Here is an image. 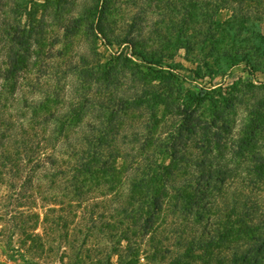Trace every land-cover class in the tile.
I'll return each mask as SVG.
<instances>
[{
  "label": "rangeland",
  "instance_id": "rangeland-1",
  "mask_svg": "<svg viewBox=\"0 0 264 264\" xmlns=\"http://www.w3.org/2000/svg\"><path fill=\"white\" fill-rule=\"evenodd\" d=\"M65 21L77 29L75 36H63ZM96 28L103 30L104 36L96 34ZM34 40L53 47L59 55L54 64L60 68L54 75L65 65L70 69L68 103L82 102L88 107L82 122L83 117L69 121L79 129L100 120L107 128L104 139L113 141L117 150L111 159H103L106 165L93 164L83 173L62 174V165L49 172L38 170L31 187L22 186L23 177L15 179V186H0V264H194L198 260L189 252L191 239L204 238L205 233L215 237L218 231H229L235 239L239 232L227 230L228 221H243L257 228L258 234L260 229L264 231V182L247 183L246 166L236 181L228 177L224 182L225 176L214 180L217 206L209 209L204 202L207 211L200 210L204 218L198 223L195 216L184 212L170 214L175 204L171 195L177 193L174 188L191 193L188 186L194 184L184 180V170L178 171L172 177L174 183L168 182L162 192H167L162 195L166 207L159 213L156 234L132 224V211L139 205L130 200L136 189L131 176L149 172L134 165L135 156H151L154 165H164L169 159L165 146L181 125V118L170 113L176 104L163 105L161 93L169 96V102L181 97L209 118L210 102L193 100L189 97L192 93L219 98L221 91L232 95L241 85L264 83V0H0V63L15 53L23 61L27 46L40 49ZM150 50L163 53L164 70L170 73H165V78L124 66L130 63L128 58L145 64L140 55ZM36 59L32 55L28 61ZM146 66L160 70L154 64ZM122 68L125 72L121 74ZM31 75L35 76V71ZM54 86L58 87V81ZM144 88L150 91L146 104L130 106L135 98H144ZM175 90L181 94H167ZM94 104L104 109L91 112ZM242 107L237 126L240 119L251 118ZM67 111H60L57 119L66 120ZM229 113L232 119L233 112ZM261 113L264 115V110ZM59 123L53 125L57 132L61 131ZM234 133L238 135L235 129ZM67 135L69 142H63L64 134L59 138L63 142L60 163L70 159L64 154L70 151L68 145L82 138L76 130H68ZM148 135H155V140ZM200 152H192L193 161L203 158ZM233 163H223V172L235 168ZM161 181L157 178L154 188L160 189ZM234 193L237 203L231 200ZM163 233L170 246L181 242L182 247L162 259L155 250L167 245ZM230 240H224L214 252L228 254ZM177 251L179 259L175 258ZM194 253L202 254L199 250Z\"/></svg>",
  "mask_w": 264,
  "mask_h": 264
},
{
  "label": "trees",
  "instance_id": "trees-1",
  "mask_svg": "<svg viewBox=\"0 0 264 264\" xmlns=\"http://www.w3.org/2000/svg\"><path fill=\"white\" fill-rule=\"evenodd\" d=\"M47 7L48 5L44 6V13L47 12ZM94 16L96 17V15ZM63 29L65 30L63 36L66 38L73 37L78 33L77 29L70 26L69 21H65ZM94 31L96 34L104 36L103 30L96 28ZM27 39L31 40L32 38L28 37ZM34 42L38 48L40 46V49L32 50L30 46H27L23 61L17 58V53H15L14 56L8 57L7 62L0 63V186H15V179L23 177L25 181L22 186L28 188L34 185L38 170L49 172L51 167L57 168L63 165L65 167H61L64 168L62 174L83 173L89 171L93 164L101 162L106 165L108 162L103 159H111L116 155V153H112L117 150L112 146L115 143L107 142L104 139L107 128H104L100 120L91 125L79 127V129L69 121V119L77 120V118L83 117L79 121L82 122L88 107L82 102L68 103L66 91L70 86L68 76L70 69L65 65L58 75H54L52 72L60 68L59 64H54L59 55L57 52L54 53L53 47H45L44 44L41 46L38 40H34ZM43 42L46 41L43 40ZM129 44L131 45V43ZM132 47L137 49L136 46ZM149 52L148 54L145 51L144 55H140L145 64L135 63L128 58L130 63L124 66L127 68L132 66L147 75H150L151 72L157 73L165 78V73L167 75L170 73L164 70L163 53L156 50ZM32 55L37 56L35 62L28 61ZM155 61L161 63L158 64ZM146 64L159 66L160 70L153 71L154 69H149ZM33 71L36 73L35 76L31 75ZM123 72H125L124 68H122L121 74ZM53 77L55 78L53 79ZM55 81H58V87L54 86ZM141 92L144 98H135L132 103L127 102L125 105L129 104L139 108L143 104L145 105L150 91L144 88ZM167 94L170 97L177 96L181 94V91L175 90ZM219 96V98L214 97L210 93H204L201 97H197L194 93L189 96L193 100L198 99V102L200 100L210 102L212 113L208 116L209 118H206L203 113L198 112L196 107L190 106L187 101H181V97H175L169 102V96L166 93H161V100H159L163 105L169 107V105L176 104L174 111H170V113L175 112L174 115L181 118V125L171 134L170 140L165 146L166 150L164 151L169 159L164 165H154L151 156H144L140 153L139 157L135 156L134 165L144 166L149 169V172L142 171L140 174L136 173L131 176L136 189L130 196V200L134 205H139V208L132 211L134 213L132 224L141 225L142 230L146 233H157L158 230L155 229L159 213L166 207L162 202V195L167 196V192L163 194L162 192L168 186V182L174 183L176 179L173 180L172 177L183 170V176H187V179L184 180L194 181V184L188 186L191 193H186L182 187L174 188L177 193L171 195L175 204L171 205L170 214L172 212V215L176 216L180 212H184L191 217L195 216L198 219L196 223L201 222L204 218L200 210L207 211V207L213 209L217 206L215 205L217 197H214L216 189H213L215 187L214 180L225 176L224 182L228 177L236 181L239 177L238 172L246 166L247 183L252 184L255 180L260 183L264 182V115L261 113L264 110V83L244 84L235 89L232 95L221 91ZM195 97L197 98L195 99ZM241 106L246 107V109L243 107L241 109L248 111L251 118L249 120L240 119L241 123L237 126V117H239ZM91 108V112L94 113L104 109L100 104L91 105ZM65 110H68L67 115L64 116L66 120L59 121L57 114ZM229 111L233 112L232 119ZM69 114H73V116ZM55 122H61L59 123L61 124L60 132L53 129ZM119 125L121 124H116V127ZM98 128H101L102 131ZM74 129L82 135V138H76L75 143L68 145L70 151L64 152V154L70 159L60 163L63 157V155L61 156L63 154L62 143L70 141L67 132L68 130L73 132ZM234 129L238 135L234 133ZM98 130L101 134L98 133ZM111 131L114 132L115 128L112 127ZM57 133L60 136L64 134L63 142H60V136L55 135ZM136 135L131 134L132 137ZM158 137L160 136L158 135ZM148 138L154 141L156 137L148 135ZM195 150H201L200 153L203 155L201 160L197 158L196 161H193L194 153L192 152ZM229 155L231 158H228ZM233 155H235L234 159H232ZM233 161L235 168L224 173L223 163L229 164ZM68 167L70 168L67 169ZM157 168L161 173L155 171ZM157 178L163 179V182H159L160 189L154 188ZM148 182H151L152 185H147ZM231 200L235 203L239 202L238 195L234 193ZM204 202L207 207H202ZM228 224L227 230H231L233 234L237 230L239 232L235 239L229 231H224V233L218 231L215 233V237L205 233V235L202 234L205 236L204 238H194L191 239V242H187L189 252L192 251L193 256H196L195 258L199 262L194 264H264V231L260 229L258 234L257 228L249 227L243 221H239V223L228 221ZM163 236H165L167 245L161 250H155V254L163 255L162 259L166 258L168 254L172 255L173 249L182 247L181 242L173 243L170 246L169 238L164 233ZM224 240L233 242L230 249L227 247L228 254L223 253L224 251L215 253L214 249ZM196 250L201 251L202 254L195 255L194 251L196 252ZM175 255L176 259L181 257L178 251Z\"/></svg>",
  "mask_w": 264,
  "mask_h": 264
}]
</instances>
